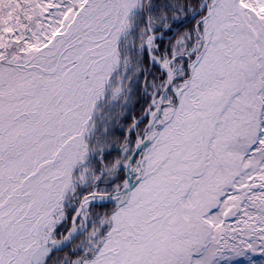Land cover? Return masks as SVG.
Segmentation results:
<instances>
[{
  "label": "snow or ice",
  "instance_id": "6c2138e0",
  "mask_svg": "<svg viewBox=\"0 0 264 264\" xmlns=\"http://www.w3.org/2000/svg\"><path fill=\"white\" fill-rule=\"evenodd\" d=\"M0 264H264V0H0Z\"/></svg>",
  "mask_w": 264,
  "mask_h": 264
},
{
  "label": "trees",
  "instance_id": "16d2710c",
  "mask_svg": "<svg viewBox=\"0 0 264 264\" xmlns=\"http://www.w3.org/2000/svg\"><path fill=\"white\" fill-rule=\"evenodd\" d=\"M139 108H140V101H137L136 106L133 109V112L138 114L139 113Z\"/></svg>",
  "mask_w": 264,
  "mask_h": 264
},
{
  "label": "rangeland",
  "instance_id": "374dc122",
  "mask_svg": "<svg viewBox=\"0 0 264 264\" xmlns=\"http://www.w3.org/2000/svg\"><path fill=\"white\" fill-rule=\"evenodd\" d=\"M257 259H258V257H257Z\"/></svg>",
  "mask_w": 264,
  "mask_h": 264
}]
</instances>
